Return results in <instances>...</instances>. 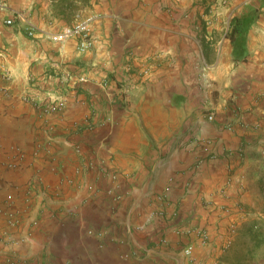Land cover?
I'll return each mask as SVG.
<instances>
[{"label": "crops", "instance_id": "1", "mask_svg": "<svg viewBox=\"0 0 264 264\" xmlns=\"http://www.w3.org/2000/svg\"><path fill=\"white\" fill-rule=\"evenodd\" d=\"M0 1V264H264V0ZM81 21L88 49L53 39Z\"/></svg>", "mask_w": 264, "mask_h": 264}, {"label": "built area", "instance_id": "2", "mask_svg": "<svg viewBox=\"0 0 264 264\" xmlns=\"http://www.w3.org/2000/svg\"><path fill=\"white\" fill-rule=\"evenodd\" d=\"M6 8V5L0 1V11L4 10ZM7 24H13L14 19L13 18H8L7 19ZM91 26L89 25V21H81L72 25H67L62 29L61 32L54 34L52 37L54 40L59 41V42H64L69 39H77L78 40V46L79 48L84 51L88 49L91 45V40H90V33H91ZM31 34H33V31H30ZM128 68H131L130 65H128ZM145 73H148V70L145 71ZM110 84V81L108 78L103 82L104 86H108ZM124 98L127 100L128 94H124ZM210 119L214 118V115L209 116ZM7 202L0 205V214L1 215H6L7 209L13 204V201L11 198L6 200ZM9 214V213H8ZM233 215L231 212H227L226 215L223 217H228ZM221 217L220 218V225L225 229L224 231L227 232V237L225 238L224 241L219 244L217 247V244H214L213 249H215L217 252L216 253H211L209 257V261L213 262L215 259L213 257H216L218 255V252L225 251L227 248H229L231 239L232 237L237 233L238 231V221L234 218H230L227 223V228L225 224H223V221L225 218ZM9 223L14 224V215H8ZM183 233L190 238L187 243H185L183 247V252L184 255L190 260L194 261L196 259V247L197 243H200L202 245H209L214 243V235L211 232V229L206 227V226H192V227H187L183 231ZM213 256V257H212Z\"/></svg>", "mask_w": 264, "mask_h": 264}, {"label": "trees", "instance_id": "3", "mask_svg": "<svg viewBox=\"0 0 264 264\" xmlns=\"http://www.w3.org/2000/svg\"><path fill=\"white\" fill-rule=\"evenodd\" d=\"M259 17V10L252 9L240 16H235L231 20V31L229 37L234 43V59H239L244 51L247 33L251 25ZM264 186V179H263Z\"/></svg>", "mask_w": 264, "mask_h": 264}, {"label": "rangeland", "instance_id": "4", "mask_svg": "<svg viewBox=\"0 0 264 264\" xmlns=\"http://www.w3.org/2000/svg\"><path fill=\"white\" fill-rule=\"evenodd\" d=\"M212 82H213L212 88L214 89L213 90V98L215 99L218 97L217 93H219V89L216 88V86H215L217 83L216 80H212ZM263 176H264V173H263ZM261 189L263 190L264 187H262ZM257 207H258L259 211L264 213V200H262V202H259ZM259 221L260 222H256L255 224L248 226V231L251 232L252 234H255V236H253V235L250 236L248 242L253 243V245H254V256L253 257L262 258V260H263L264 259V219L259 220ZM255 225H258L260 227V229L262 230V232L259 233L257 231H252L254 229ZM246 238L248 239V237H246Z\"/></svg>", "mask_w": 264, "mask_h": 264}]
</instances>
